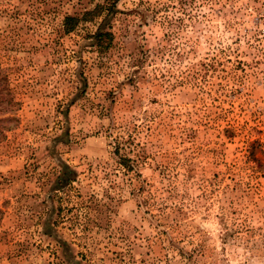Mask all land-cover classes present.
I'll return each mask as SVG.
<instances>
[{"label": "rangeland", "instance_id": "obj_1", "mask_svg": "<svg viewBox=\"0 0 264 264\" xmlns=\"http://www.w3.org/2000/svg\"><path fill=\"white\" fill-rule=\"evenodd\" d=\"M0 65V264H264V0H0Z\"/></svg>", "mask_w": 264, "mask_h": 264}, {"label": "trees", "instance_id": "obj_2", "mask_svg": "<svg viewBox=\"0 0 264 264\" xmlns=\"http://www.w3.org/2000/svg\"><path fill=\"white\" fill-rule=\"evenodd\" d=\"M99 9L100 8H97L94 12H90V14L88 13L85 16H95L100 12L98 11ZM80 21L79 18H66V31H73L74 27L78 26ZM108 35V33L98 34L97 39L100 41L103 37ZM101 43L102 42H99V44ZM19 108L20 104L15 101L10 88L9 77L0 65V141L5 137L7 132L12 131L19 123V119L15 115Z\"/></svg>", "mask_w": 264, "mask_h": 264}]
</instances>
